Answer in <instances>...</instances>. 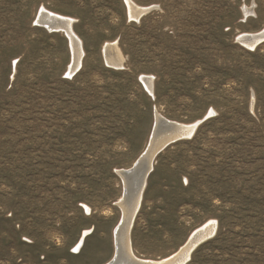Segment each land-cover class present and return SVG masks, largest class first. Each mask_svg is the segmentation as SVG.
I'll list each match as a JSON object with an SVG mask.
<instances>
[{"label": "rangeland", "instance_id": "obj_1", "mask_svg": "<svg viewBox=\"0 0 264 264\" xmlns=\"http://www.w3.org/2000/svg\"><path fill=\"white\" fill-rule=\"evenodd\" d=\"M131 1L153 9L135 20L125 0H0V264L111 261L118 171L148 149L157 111L202 124L156 155L134 253L167 258L214 220L186 264H264V42L238 41L264 30V0ZM41 8L74 20L73 75L70 40L37 22Z\"/></svg>", "mask_w": 264, "mask_h": 264}, {"label": "bare ground", "instance_id": "obj_2", "mask_svg": "<svg viewBox=\"0 0 264 264\" xmlns=\"http://www.w3.org/2000/svg\"><path fill=\"white\" fill-rule=\"evenodd\" d=\"M125 1L129 17L135 20H139L153 9V7H140L131 0ZM41 9L43 11L40 10L37 22L42 23L44 27L49 29H56L57 32H62L69 37L73 50V62L69 68V75L75 74L81 66L83 49L81 39L77 37V34L73 30L74 20L49 12L45 8ZM238 41L249 50H255L264 42V30L255 34L243 33L239 35ZM103 54L109 66H118L120 68L124 64V58L117 43H107L104 47ZM141 80L146 90L150 94H153V78L147 75L142 76ZM200 122L202 121H197L192 124L174 122L166 119L157 111L155 113L154 128L149 139L150 145L148 149L146 148L147 151L145 149L130 169L118 171L124 184L125 197L123 194V197L117 203L122 211V218L114 231V255L116 251L120 252L124 260L123 264H129L130 262L134 264H186L191 259L195 249L216 234L217 223L214 220H209L195 229L189 235L186 242L174 254L160 260L142 259L138 257L131 247L129 236L135 217L142 206L143 196L148 184V177L154 169L156 155L171 141L178 138H182V140L192 138L201 125ZM126 194H128V197H126ZM88 233L89 231H86L82 235L76 247V253L81 249Z\"/></svg>", "mask_w": 264, "mask_h": 264}, {"label": "water", "instance_id": "obj_3", "mask_svg": "<svg viewBox=\"0 0 264 264\" xmlns=\"http://www.w3.org/2000/svg\"><path fill=\"white\" fill-rule=\"evenodd\" d=\"M45 28V27H44ZM45 29H47L48 31H50V32H56L57 30L56 29H49V28H45ZM69 38V37H68ZM200 124H202V122H200ZM182 140V138H178V139H176V140H174V141H171L170 143H168L164 148H163V150L162 151H164L168 146H170V145H172V144H174V143H176V142H179V141H181ZM126 175H127V173H126ZM131 175V174H130ZM124 197H125V193H124ZM126 197H128V194H126ZM123 258H122V254L120 253V252H118V251H116L115 252V255H114V257H113V259L111 260V262L110 263H108V264H123ZM126 262V261H125ZM129 264H134V263H132V262H130Z\"/></svg>", "mask_w": 264, "mask_h": 264}, {"label": "snow or ice", "instance_id": "obj_4", "mask_svg": "<svg viewBox=\"0 0 264 264\" xmlns=\"http://www.w3.org/2000/svg\"><path fill=\"white\" fill-rule=\"evenodd\" d=\"M41 11H43V9H41ZM73 251H76V249H73Z\"/></svg>", "mask_w": 264, "mask_h": 264}]
</instances>
